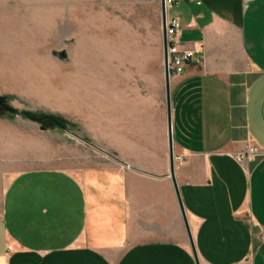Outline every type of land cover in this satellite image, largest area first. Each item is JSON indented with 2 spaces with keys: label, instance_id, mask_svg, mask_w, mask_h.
<instances>
[{
  "label": "crops",
  "instance_id": "crops-1",
  "mask_svg": "<svg viewBox=\"0 0 264 264\" xmlns=\"http://www.w3.org/2000/svg\"><path fill=\"white\" fill-rule=\"evenodd\" d=\"M166 13L193 53L168 90L198 264H264V0H172ZM160 31L143 85L97 102L95 164L0 185V264H197L169 176ZM248 144L259 153L240 163Z\"/></svg>",
  "mask_w": 264,
  "mask_h": 264
},
{
  "label": "rangeland",
  "instance_id": "rangeland-1",
  "mask_svg": "<svg viewBox=\"0 0 264 264\" xmlns=\"http://www.w3.org/2000/svg\"><path fill=\"white\" fill-rule=\"evenodd\" d=\"M159 8L160 0H0V94L17 110L0 114V185L22 169L96 163L97 102L127 100L143 85Z\"/></svg>",
  "mask_w": 264,
  "mask_h": 264
},
{
  "label": "water",
  "instance_id": "water-1",
  "mask_svg": "<svg viewBox=\"0 0 264 264\" xmlns=\"http://www.w3.org/2000/svg\"><path fill=\"white\" fill-rule=\"evenodd\" d=\"M166 5H165V0H160V8L159 11L161 13V22H160V26H161V30H162V34L161 39H162V48H161V52L163 55V61H162V65H163V78H164V83H165V87H164V91L166 93V100H165V104H166V117H167V126H166V130L168 132V139H167V143H168V147H169V152H168V156H169V165H168V169H169V176H170V180L173 183V187H174V194L177 197L178 200V207L180 208L181 211V218L182 221L184 222L185 225V232L188 235L189 238V246H191L192 252H193V259H195L196 263L198 264V259L196 258V252L194 249V246L192 245L193 241H192V236L191 233H189V226H188V222L186 220V214L184 211V208H182L181 205V199H180V195L178 194V186L177 183L174 180V169H173V165H174V157L172 156V143H171V139H172V131L170 130V126H171V118L169 117V113H170V104H169V100H170V91L168 90L169 87V70H168V65L166 64L167 61V52H166V48H167V42L165 39V26H164V22H166ZM7 109L13 113H16L17 110H15V108H13L11 106V104H9L8 98L2 94H0V114H2L4 112V110ZM32 118H35V120H41V118H37L35 116H33Z\"/></svg>",
  "mask_w": 264,
  "mask_h": 264
},
{
  "label": "built area",
  "instance_id": "built-area-1",
  "mask_svg": "<svg viewBox=\"0 0 264 264\" xmlns=\"http://www.w3.org/2000/svg\"><path fill=\"white\" fill-rule=\"evenodd\" d=\"M172 0H165L166 9L167 6L171 3ZM165 9V10H166ZM177 18L171 16H166V22H164L165 26V39L167 42V61L169 75H179L182 73L186 63L193 58V53L191 51L180 50V41L178 38L180 25H178ZM259 147L255 145H246L244 149H242L235 156L236 160L240 163L245 162L246 160L252 159L255 154L259 153ZM180 162V158H178Z\"/></svg>",
  "mask_w": 264,
  "mask_h": 264
},
{
  "label": "trees",
  "instance_id": "trees-1",
  "mask_svg": "<svg viewBox=\"0 0 264 264\" xmlns=\"http://www.w3.org/2000/svg\"><path fill=\"white\" fill-rule=\"evenodd\" d=\"M46 118L51 119L52 121H54L56 123H61L62 124V121H60L59 119H57L56 116H49V117H46Z\"/></svg>",
  "mask_w": 264,
  "mask_h": 264
}]
</instances>
